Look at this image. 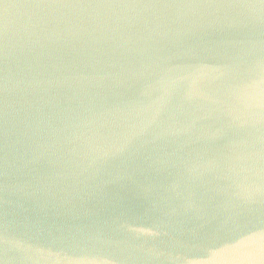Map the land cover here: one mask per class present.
I'll return each instance as SVG.
<instances>
[{
    "label": "water",
    "instance_id": "obj_1",
    "mask_svg": "<svg viewBox=\"0 0 264 264\" xmlns=\"http://www.w3.org/2000/svg\"><path fill=\"white\" fill-rule=\"evenodd\" d=\"M0 264H264V0H0Z\"/></svg>",
    "mask_w": 264,
    "mask_h": 264
}]
</instances>
